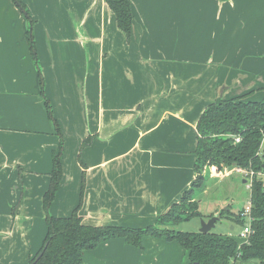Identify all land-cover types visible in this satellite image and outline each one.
Instances as JSON below:
<instances>
[{"label":"crops","instance_id":"1","mask_svg":"<svg viewBox=\"0 0 264 264\" xmlns=\"http://www.w3.org/2000/svg\"><path fill=\"white\" fill-rule=\"evenodd\" d=\"M20 2L32 23L0 0V264H27L47 232L43 197L59 138L38 71L63 139L48 212L72 213L84 175L87 226L154 225L195 179L206 106L264 92V0H130V40L104 0ZM203 173L205 186L225 175ZM142 246L110 239L81 264H189L176 242L146 236Z\"/></svg>","mask_w":264,"mask_h":264},{"label":"trees","instance_id":"2","mask_svg":"<svg viewBox=\"0 0 264 264\" xmlns=\"http://www.w3.org/2000/svg\"><path fill=\"white\" fill-rule=\"evenodd\" d=\"M12 1L17 3L19 10L32 23L20 0ZM104 2L114 14L119 30L127 40H130L133 27L130 0ZM27 33L30 36L31 27ZM30 49L34 51L32 39ZM38 75L40 94L44 97L47 116L59 138V146L52 159L50 185L43 197L47 232L41 248L27 264H31L43 249L41 258L35 264H81L83 253L97 248L103 242L123 239L127 245L141 249L142 240L146 236L176 242L185 251L189 264H238L252 259L264 264V155L260 153L264 142V97L260 101H248L247 95L231 97L206 106L195 126L196 147L192 152L195 157L193 166L195 179L190 188L182 193L178 202L160 215L154 225L140 229L87 226L82 223L78 213L84 190V175L79 205L72 213L67 217H52L48 212L62 178L63 139L58 123L53 117L51 104L44 96V82L40 71ZM235 138H239V142H235ZM91 141L92 138H87L82 147L89 145ZM205 166L216 167L218 171L235 167L255 174L260 173V176H254L249 189L253 222L246 244H238L232 236L224 234L173 230L176 225L200 216L196 195L205 187L207 177L202 175ZM232 224L243 226L238 215L233 218Z\"/></svg>","mask_w":264,"mask_h":264},{"label":"rangeland","instance_id":"3","mask_svg":"<svg viewBox=\"0 0 264 264\" xmlns=\"http://www.w3.org/2000/svg\"><path fill=\"white\" fill-rule=\"evenodd\" d=\"M263 93L264 92L259 93L254 97L248 96L249 98L246 99L248 101H260L264 97ZM260 153L264 155V142L261 145ZM207 167L209 166H205L202 170L203 176L205 175L203 171ZM221 171H223V169ZM242 177L243 176L233 171L229 174H225L223 180H220L218 177L210 179L208 184L204 187V190L196 195V200L199 203L198 211L200 216L176 225V227H173V230L179 229L183 232H198L200 222L207 221L209 219L208 217L213 215L218 216L219 221L216 222L211 232L215 234L229 233L235 237L240 231V227L235 224V229L230 231V225L239 211L244 209L249 203L250 190L247 185L249 182H246V184L242 183L244 178ZM238 264H260V261L252 259L239 262Z\"/></svg>","mask_w":264,"mask_h":264},{"label":"built area","instance_id":"4","mask_svg":"<svg viewBox=\"0 0 264 264\" xmlns=\"http://www.w3.org/2000/svg\"><path fill=\"white\" fill-rule=\"evenodd\" d=\"M234 140H235V142H239V138H235ZM233 169H234L233 170L234 172L243 176L245 178L246 182H249L247 184L249 189L251 187L252 180H253L254 176H260V173L255 174L252 171H247V170L240 169V168H233ZM228 171H229L228 168H224L225 174ZM238 217L243 222V226L240 227V231L237 233V235L235 237H233V236L232 237L235 240H237L238 244H246L248 242L249 236L251 234V225L253 222V217L251 215V203H250V201L244 209L239 211Z\"/></svg>","mask_w":264,"mask_h":264},{"label":"water","instance_id":"5","mask_svg":"<svg viewBox=\"0 0 264 264\" xmlns=\"http://www.w3.org/2000/svg\"><path fill=\"white\" fill-rule=\"evenodd\" d=\"M15 3V2H14ZM16 6L17 3H15ZM219 221V217L218 216H213L211 218H209L207 221H201L200 222V228L198 230L199 233L202 234H207L209 232H211V230L215 227L216 222ZM44 249L38 253V255L34 258L33 262L31 264H35L42 256Z\"/></svg>","mask_w":264,"mask_h":264}]
</instances>
